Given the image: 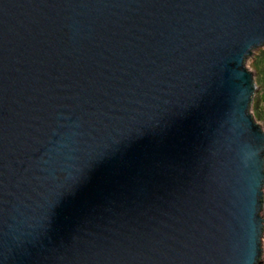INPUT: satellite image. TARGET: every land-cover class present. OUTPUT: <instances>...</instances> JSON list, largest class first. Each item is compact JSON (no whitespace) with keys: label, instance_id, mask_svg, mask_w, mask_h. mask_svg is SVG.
Wrapping results in <instances>:
<instances>
[{"label":"water","instance_id":"obj_1","mask_svg":"<svg viewBox=\"0 0 264 264\" xmlns=\"http://www.w3.org/2000/svg\"><path fill=\"white\" fill-rule=\"evenodd\" d=\"M262 41L264 0H0V264H260Z\"/></svg>","mask_w":264,"mask_h":264},{"label":"trees","instance_id":"obj_2","mask_svg":"<svg viewBox=\"0 0 264 264\" xmlns=\"http://www.w3.org/2000/svg\"><path fill=\"white\" fill-rule=\"evenodd\" d=\"M256 57H253L251 68L256 73V84L259 87L258 93L254 96L255 111L257 116H262L264 120V48L256 52Z\"/></svg>","mask_w":264,"mask_h":264},{"label":"rangeland","instance_id":"obj_3","mask_svg":"<svg viewBox=\"0 0 264 264\" xmlns=\"http://www.w3.org/2000/svg\"><path fill=\"white\" fill-rule=\"evenodd\" d=\"M262 48H264V46H262V47H259V48H257L256 50H254V52L247 58V60H246V66L254 73V80H255V78H256V73H255V71L253 70V68H251V64H252V61H253V57H256V52H259V50L260 49H262ZM255 83H256V80H255ZM256 85H258V84H256ZM258 91H259V87L257 86V90H256V93H258ZM255 93V94H256ZM255 96V95H254ZM253 100H254V98H253ZM256 109H255V104H254V102H252V105H251V110H250V112H251V114L253 115V117H254V120L259 124V125H261L262 127H263V129H264V120L262 119V116L260 117V116H257V114H256V111H255ZM263 215H264V211H263ZM262 247H263V249H264V238H263V241H262ZM260 264H264V252H263V254L261 255V258H260Z\"/></svg>","mask_w":264,"mask_h":264},{"label":"snow or ice","instance_id":"obj_4","mask_svg":"<svg viewBox=\"0 0 264 264\" xmlns=\"http://www.w3.org/2000/svg\"><path fill=\"white\" fill-rule=\"evenodd\" d=\"M258 44H264V41L259 42ZM258 44H255V45H258ZM255 45H253V46H255ZM257 216H258L259 221H261L262 219H264V215H261V211L260 210L258 211ZM259 234H260V228H259V231H258V236H259Z\"/></svg>","mask_w":264,"mask_h":264}]
</instances>
